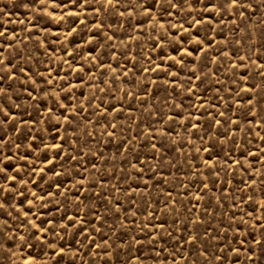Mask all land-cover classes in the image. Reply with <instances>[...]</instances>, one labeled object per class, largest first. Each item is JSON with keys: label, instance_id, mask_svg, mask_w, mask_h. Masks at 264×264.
Instances as JSON below:
<instances>
[{"label": "rangeland", "instance_id": "obj_1", "mask_svg": "<svg viewBox=\"0 0 264 264\" xmlns=\"http://www.w3.org/2000/svg\"><path fill=\"white\" fill-rule=\"evenodd\" d=\"M0 264H264V0H0Z\"/></svg>", "mask_w": 264, "mask_h": 264}, {"label": "snow or ice", "instance_id": "obj_2", "mask_svg": "<svg viewBox=\"0 0 264 264\" xmlns=\"http://www.w3.org/2000/svg\"><path fill=\"white\" fill-rule=\"evenodd\" d=\"M110 2H111V0H110Z\"/></svg>", "mask_w": 264, "mask_h": 264}]
</instances>
